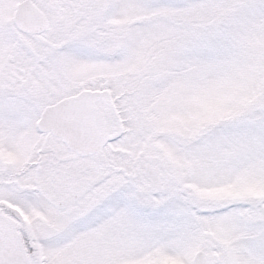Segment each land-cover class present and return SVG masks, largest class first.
Segmentation results:
<instances>
[{
  "label": "snow or ice",
  "instance_id": "1",
  "mask_svg": "<svg viewBox=\"0 0 264 264\" xmlns=\"http://www.w3.org/2000/svg\"><path fill=\"white\" fill-rule=\"evenodd\" d=\"M0 264H264V0H0Z\"/></svg>",
  "mask_w": 264,
  "mask_h": 264
}]
</instances>
